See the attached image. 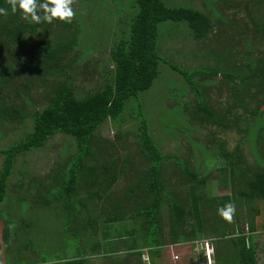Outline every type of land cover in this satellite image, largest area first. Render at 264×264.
Listing matches in <instances>:
<instances>
[{"label":"rangeland","instance_id":"1","mask_svg":"<svg viewBox=\"0 0 264 264\" xmlns=\"http://www.w3.org/2000/svg\"><path fill=\"white\" fill-rule=\"evenodd\" d=\"M253 1L164 0L167 5L190 6L207 12L213 26L206 37L195 38L188 21L172 19L161 21L158 36L160 53L187 69L202 66L234 69L235 65H239V68H235L239 70L241 68L245 72L248 69L242 61L243 51L255 46L252 55L258 56L261 49H264V43L260 41L259 35V39H254L251 30L255 25L254 21L258 20L256 17L260 19L262 15L259 12L264 14V0H255L258 5L255 17L251 8ZM72 7L77 10L79 14L77 19L82 20V26L85 19L89 20V33L81 36L84 42L73 51L81 54L85 51L87 43L89 49L92 47L91 44L96 46L92 53L83 59L73 61L74 66L79 68L74 72V88L79 95H85L103 85L104 78L108 75L105 66L112 65L109 53L113 44L112 39L116 37L115 30L125 26L137 11L138 5L135 0H75ZM159 70L150 88L142 90L138 97L128 100L127 109L118 122L107 119L96 130L97 144L94 145V156H90L88 160L96 161L98 164H110L111 159H115L120 173L112 185V198L119 196L124 189L136 182L138 175L146 168L145 158L138 146L137 128L140 119L135 115L138 112L145 113L149 119L152 136L165 154L176 156L199 176H205V182L199 183L186 175L179 162L163 160L164 182L180 195H186L188 186L192 184H195L196 191L204 198L230 192V186L223 183L221 173L216 167V158L222 146L233 151V155H237L235 157L238 158L239 165L249 166V169L261 168V162L258 163V160L260 157L264 158V126L261 131L258 130V126L263 122L261 114L264 112V89L259 87L257 82L247 80L237 88L223 72L218 74L201 72L195 76L197 84L203 89L200 92L183 74L166 62L159 63ZM34 78L29 91L32 98L16 99L20 104L22 101L25 102L26 110L45 105L53 90V76L43 81H39L38 76ZM201 96L215 109L224 108L226 104L233 103L234 99L244 100L245 105L239 108L243 116L238 117L233 129L217 131L218 127L203 122L197 116ZM253 110L260 111L253 114ZM1 120L0 146H6L21 138L32 124L30 115L13 121L8 118V123ZM76 148V140L71 133L58 131L48 138L44 146L30 148L16 156L8 179L7 193L11 196L15 194L20 196L11 198L5 195L0 201V264H23L26 263L25 258L33 259L34 262L45 261L53 264V261H59V257H67L88 249L91 239L102 240V249H105L108 255L105 257L112 262L114 260L117 264L120 262L152 264L146 246L140 248L145 260H141L135 250L143 239L149 241L154 239V229L150 230L149 227L146 231L140 221L131 218L110 222L104 221L103 218L98 219L97 212H93L98 208L91 201L89 207L92 214L88 216L83 213L81 216L72 213L69 217V211L59 205L53 192L42 189L35 194L34 189L37 188L39 180L47 181L50 175L52 177L59 173L68 156H71ZM127 156L129 159L124 163ZM1 164L0 153V166ZM80 193L85 196L86 191L82 190ZM96 200L101 202L103 199ZM256 201L260 206L257 221L261 222L264 219V200ZM166 208V205L162 204L160 226L163 236L162 244L159 245L160 251L154 253L155 264L180 262L207 264L201 244L207 238L210 239L212 246V264H233L232 261H222L225 240H217L214 233L174 243L169 236L170 223ZM246 212V208L242 207L235 211L234 217L240 218L241 225L244 224L242 220ZM90 220L93 226L98 227V232L94 233L93 230L91 239H88L83 234L85 228L94 229L87 227L86 223ZM257 232L255 238L258 261L259 264H264V231ZM105 233H108V236L104 235ZM121 233L124 234L125 241L114 251L109 252L110 243L105 241L106 238ZM184 246L192 249L189 256L180 254L179 259H173V254L184 249ZM132 255L135 256L134 261L129 259ZM94 257V260L101 259L99 255ZM102 259L104 260V257Z\"/></svg>","mask_w":264,"mask_h":264},{"label":"trees","instance_id":"2","mask_svg":"<svg viewBox=\"0 0 264 264\" xmlns=\"http://www.w3.org/2000/svg\"><path fill=\"white\" fill-rule=\"evenodd\" d=\"M135 1L138 5L137 11L126 24L124 22L125 26L115 30L116 37L112 39L113 44L109 53L112 65L105 66L108 75L105 76L103 85L85 95H79L74 88V72L79 68L74 66L73 61L83 59L92 53L96 46L91 44L92 47L89 49L87 43L85 51L81 54L75 53L73 49L84 42L81 36L89 33V20L85 19L82 26V20L77 19L79 15L77 10L73 9L75 16L71 23H64L58 19L51 24L29 23L21 19L22 13L19 10L12 14L6 0H0V7L9 10L7 17L0 16V117L4 119L0 120L8 123V118L13 121L27 115L32 117L31 127L21 138L6 146H0L2 155L0 201L5 195L11 198L16 196L7 193L8 179L16 156L30 148L44 146L54 133L65 131L75 138L77 148L68 156L59 173L52 177L50 175L47 181L39 180L37 188L34 189L35 194L42 189L53 192L59 205L69 211V217L72 213L81 216L83 213L88 216L92 214L89 207L91 201L98 208L93 211L97 212L98 219L103 218L104 221L110 222L131 218L140 221L146 231L149 227L150 230L154 229V239L152 241L143 239L136 247L135 252L138 254L141 253L139 248L142 246L150 247L152 250L159 249V245L162 244L160 212L162 204H165L169 214V236L173 242L214 233L217 240H225L223 262L259 264L255 237L258 230L264 231V219L261 222L257 221L260 206L256 200H264V158L260 157L258 160V163L261 162V168L249 169V166L239 165L240 162L235 157L237 155H233V151L222 146L216 158V167L221 173L223 183L230 186V192L204 198L196 191L195 184H192L188 186L186 195H180L164 182L163 160L179 162L186 175L199 183L205 182V176H199L176 156L165 154L152 136L149 119L145 113L138 112L135 114L140 119L137 128L138 146L145 158L146 168L138 175L136 182L124 189L119 196L112 198V185L120 173L115 159L112 158L110 164H98L96 161L88 160L90 156H94L98 127L107 119L114 122L120 120L127 109L128 100L138 97L142 90L154 84L161 61L183 74L200 92L203 89L197 84L195 76L201 72L214 74L223 72L237 88L242 82L249 80L252 83L257 82V85L264 89V49H261L258 56L252 55L255 46L243 51L242 61L248 69L245 72L241 68L237 69L239 65H235L237 68L234 69H223L220 66L184 68L160 53L159 23L167 19L186 20L194 37L203 38L213 26L210 15L195 7L167 5L164 0ZM256 7L258 5L254 0L251 7L254 11L253 17L257 15ZM259 14H262L260 19L256 17L258 20H255V25L251 27L252 36L259 39V35L260 41L264 43V14L260 12ZM249 41L252 42L251 39ZM34 76H38L39 81L53 76V90L45 105L26 110L25 102L22 101L20 104L16 99L32 98L29 91L33 86ZM245 103L244 100L234 99L233 103L226 104L224 108L215 109L201 96L197 116L203 122L218 127L217 131L224 129L228 131L235 127L238 117L243 116L239 108ZM259 111L253 110V114ZM261 116L263 122L259 123L260 131L264 126V112ZM128 159L129 157L124 159V163ZM82 190L86 191L85 196L80 193ZM95 198L103 200L98 202ZM228 202L235 204V211L241 207L246 208L243 225L240 224L238 216L234 217L232 222H228L218 214V208ZM86 224L87 227L94 229L85 228V234L83 232L82 234L91 239L93 230L94 233L98 232V227L93 226L91 220ZM104 235L108 236V233ZM123 236L121 233L106 238L105 241L110 243L109 252L114 251L125 241ZM88 247L92 252H104L105 256H108L105 249H102L103 242L100 239H91ZM58 260L53 261V264H90L89 257L80 253L59 257ZM25 261L23 264H48L45 261L34 262L33 259L27 258Z\"/></svg>","mask_w":264,"mask_h":264},{"label":"clouds","instance_id":"3","mask_svg":"<svg viewBox=\"0 0 264 264\" xmlns=\"http://www.w3.org/2000/svg\"><path fill=\"white\" fill-rule=\"evenodd\" d=\"M12 14L19 10L21 19L29 23L51 24L54 20L71 23L75 11L72 8L75 0H6ZM9 10L0 7V16L7 17ZM218 214L226 221L232 222L235 214V204L228 202L218 208Z\"/></svg>","mask_w":264,"mask_h":264},{"label":"crops","instance_id":"4","mask_svg":"<svg viewBox=\"0 0 264 264\" xmlns=\"http://www.w3.org/2000/svg\"><path fill=\"white\" fill-rule=\"evenodd\" d=\"M189 240V239H188ZM175 243V242H174ZM186 247V248H185ZM141 248V247H140ZM139 248V249H140ZM145 248H147L148 249V251H149V256H150V259H151V262H152V264H155V262H154V260H155V257H154V253H157V251H160V248L159 249H152V250H150V247H145ZM140 251H141V249H140ZM150 251H152L151 253H150ZM192 252V249L189 247V246H184V249H182V250H178L177 251V253L179 254V257L178 258H176V259H179L180 257H181V255L180 254H182V255H185V256H189V254ZM80 254H83V255H86V256H88L89 257V263L90 264H117V262H111V260L110 259H106V257H105V254H104V252H92L91 250H90V248H88V249H84L83 250V252H81ZM96 255H99V256H101L100 258L102 259V257H104V260L102 259H96V260H94L95 259V257L94 256H96ZM104 255V256H103ZM137 255L139 256V258L141 259V260H145L144 258H143V256H142V253L140 254H138L137 253ZM145 256V255H144ZM68 257V256H67ZM171 257V256H170ZM172 258H173V256H172ZM129 259H131L132 261H134L135 260V256L133 257V255H132V257L130 258L129 257ZM173 259H175V258H173ZM121 263V262H120ZM119 263V264H120ZM123 264H134V262H123ZM180 264H184L183 262L181 263L180 262Z\"/></svg>","mask_w":264,"mask_h":264},{"label":"built area","instance_id":"5","mask_svg":"<svg viewBox=\"0 0 264 264\" xmlns=\"http://www.w3.org/2000/svg\"><path fill=\"white\" fill-rule=\"evenodd\" d=\"M202 246H203V250H204V256H205V261L207 264H212V246H211V242L210 239H204L203 242H201ZM178 254L175 253L173 254V258H178Z\"/></svg>","mask_w":264,"mask_h":264}]
</instances>
